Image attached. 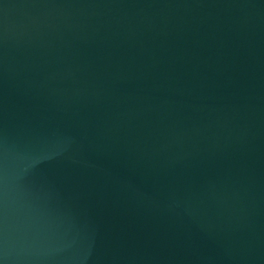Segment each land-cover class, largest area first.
Segmentation results:
<instances>
[{"label": "water", "instance_id": "95a60500", "mask_svg": "<svg viewBox=\"0 0 264 264\" xmlns=\"http://www.w3.org/2000/svg\"><path fill=\"white\" fill-rule=\"evenodd\" d=\"M0 264H264V0H0Z\"/></svg>", "mask_w": 264, "mask_h": 264}]
</instances>
